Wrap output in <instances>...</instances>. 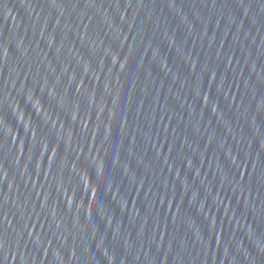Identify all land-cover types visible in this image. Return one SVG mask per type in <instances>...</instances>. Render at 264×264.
Returning <instances> with one entry per match:
<instances>
[{
	"label": "water",
	"instance_id": "water-1",
	"mask_svg": "<svg viewBox=\"0 0 264 264\" xmlns=\"http://www.w3.org/2000/svg\"><path fill=\"white\" fill-rule=\"evenodd\" d=\"M0 264H264V0H0Z\"/></svg>",
	"mask_w": 264,
	"mask_h": 264
}]
</instances>
